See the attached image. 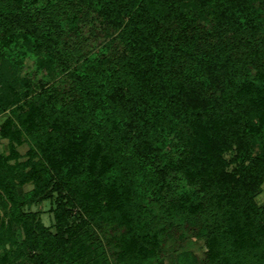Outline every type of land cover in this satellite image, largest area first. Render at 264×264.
I'll return each instance as SVG.
<instances>
[{
	"label": "trees",
	"instance_id": "16d2710c",
	"mask_svg": "<svg viewBox=\"0 0 264 264\" xmlns=\"http://www.w3.org/2000/svg\"><path fill=\"white\" fill-rule=\"evenodd\" d=\"M6 111L5 264H264V0H0Z\"/></svg>",
	"mask_w": 264,
	"mask_h": 264
},
{
	"label": "rangeland",
	"instance_id": "374dc122",
	"mask_svg": "<svg viewBox=\"0 0 264 264\" xmlns=\"http://www.w3.org/2000/svg\"><path fill=\"white\" fill-rule=\"evenodd\" d=\"M28 63L30 65L32 62L29 60ZM6 117H7V111L0 112V127L2 123L5 121ZM27 149H28L27 143H23L18 146V150L21 153V155H24ZM8 152H9L8 140L0 135V153H8ZM21 158H25V157L22 156ZM32 186H33L32 184H26L20 187L19 190L23 192L31 189ZM58 200L59 197L57 196L56 193H54L53 196L51 197H47V198L39 197L38 199L33 200L31 203H27L25 208L30 209L32 211H37L41 221L47 226H52L55 222L54 210L58 205ZM257 200L259 203L264 202V183L262 185L261 192L257 195ZM3 216H4V210L1 208V202H0V220ZM183 248L192 249L197 252L201 251L200 243L198 242L195 243L190 242ZM4 253H5V240L2 239L0 233V258ZM0 264H5V261L0 260ZM22 264H33V263H25L24 261H22Z\"/></svg>",
	"mask_w": 264,
	"mask_h": 264
}]
</instances>
